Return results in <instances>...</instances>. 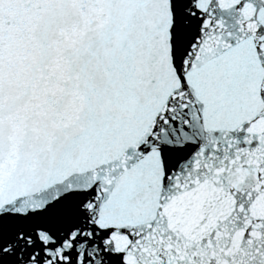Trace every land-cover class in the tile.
Masks as SVG:
<instances>
[{"label":"snow or ice","instance_id":"6c2138e0","mask_svg":"<svg viewBox=\"0 0 264 264\" xmlns=\"http://www.w3.org/2000/svg\"><path fill=\"white\" fill-rule=\"evenodd\" d=\"M0 264H264V0H0Z\"/></svg>","mask_w":264,"mask_h":264}]
</instances>
